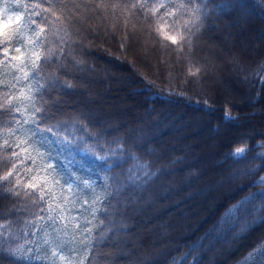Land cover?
Instances as JSON below:
<instances>
[{
  "label": "trees",
  "instance_id": "16d2710c",
  "mask_svg": "<svg viewBox=\"0 0 264 264\" xmlns=\"http://www.w3.org/2000/svg\"><path fill=\"white\" fill-rule=\"evenodd\" d=\"M7 1L22 17L0 30L11 37L0 44V176L13 171L0 182V264H245L264 241V0H196L180 51L164 34L190 12L157 23L165 9L126 11L135 0ZM52 6L59 19L42 11ZM48 48L62 51L41 55L34 76L33 54ZM237 147L244 158L229 155ZM16 180L19 196L6 191Z\"/></svg>",
  "mask_w": 264,
  "mask_h": 264
},
{
  "label": "snow or ice",
  "instance_id": "6c2138e0",
  "mask_svg": "<svg viewBox=\"0 0 264 264\" xmlns=\"http://www.w3.org/2000/svg\"><path fill=\"white\" fill-rule=\"evenodd\" d=\"M45 3L48 4H52V0H44ZM196 0H180V3L176 4L175 6V12H173L170 8L169 5L172 3V0H153V3L149 4L148 0H135L134 3H132L129 6H125V10L126 11H130L131 9H146V15L147 16H152L154 15L156 12H158L160 9H165V12L163 14L160 15V17L157 20V23H159L160 20H165L166 16H173V15H178L180 17H183L185 12H190L192 19L189 20H184L183 24H180L179 20H173L172 21V30L175 32V35H168L167 33H165V37L166 39L170 40L173 44H177L178 48L177 51H180L183 49V47L185 45L187 46H191V28L189 27L190 24H195V21L199 20V9L198 8H189L188 5H191L193 3H195ZM103 5H97V7H102ZM25 8L29 7L28 5H24ZM31 8H33L34 10L37 8H40L39 4H33L30 6ZM113 8H117L119 7L118 4H113L112 5ZM43 12H50L51 15L53 17H56L57 19H59V17H57V13L55 10V7H49L47 9H42ZM33 14H37V13H33ZM17 19H19V17H17ZM36 21L32 19V16L29 15L28 19L24 22L25 27H27L29 24H35ZM51 26L53 28L56 27L55 25V21L51 22ZM37 27H39V25H37ZM181 28H183V31H181ZM157 31H159L160 29L157 28ZM44 31L43 28H40V31L36 33L37 37H38V41H37V47L41 46L44 44V40H40V33H42ZM61 29H56L55 31L52 32V36L54 37H58L59 33H60ZM65 35H67V33L65 32ZM11 39V37L7 34H5L3 31H0V44H4L7 41H9ZM45 40H47V37L44 38ZM49 43H52L51 40L48 41ZM60 43H63V40H60ZM57 50L62 51V49H58V48H48L46 52L44 53H34L33 55L35 56V60L32 61V71L34 76L39 74V71L41 70V65L38 63L40 61V57L41 55H43V62L46 64L50 58L55 54V52ZM199 71V69L197 70ZM190 75H195L196 73H189ZM29 77V73L28 72H24V79H28ZM70 86V85H69ZM40 87H43V85H41ZM40 88L38 87L36 89L37 92H39ZM7 101L5 102V104H0V108H4L7 106ZM15 111H20L19 108L15 109ZM34 112L37 114H41L43 112V108L41 107H36L34 109ZM238 119V117H233L231 116L229 113L225 114V120H235ZM40 118L39 116H35L33 118V123L36 124L37 129L39 131H47V132H51L53 134V136L56 135L55 132H53V128L52 127H47L44 129H40L39 128V124H40ZM66 139V138H65ZM5 145L8 144V141L4 142ZM246 153V149L244 147H237L234 152L229 153L230 156L236 158V159H240V158H244V155ZM13 156H16V153L12 154ZM43 155V154H41ZM5 159L7 160H11V157H5ZM99 159H106V157H99ZM13 170L15 169V164H13ZM49 168H52V165H48ZM13 175V171L9 170L8 172H6L3 176H0V182H9L11 183L10 177H12ZM33 179H35V177H33ZM58 182V181H57ZM260 182H264V177L261 178ZM20 185V180H16L15 184L12 188H8L6 191L11 194V195H15V196H19L21 193L16 191V186ZM2 186V185H0ZM25 188H30L32 189L31 192H25L24 195L26 196H36V192L38 190V185L36 183H28L26 185H24ZM71 185H68V190H71ZM40 194L39 196L34 200V203H36L37 205L41 204V203H47V201L45 200V194L43 192L42 189L39 190ZM262 196H264V193H261ZM247 199V198H246ZM241 203H244L243 201ZM50 205L48 208H41V211H49L50 210ZM232 211V210H230ZM7 225H0V228H6ZM18 251V249L13 250L11 248L7 249V252L9 255H14L15 252ZM55 251L53 252V255H55ZM259 256L261 258L260 264H264V241H262L259 245L256 246V248L250 252L248 254V256L245 258V264H257L256 260L254 259L255 257ZM61 259H63V257H61Z\"/></svg>",
  "mask_w": 264,
  "mask_h": 264
},
{
  "label": "rangeland",
  "instance_id": "374dc122",
  "mask_svg": "<svg viewBox=\"0 0 264 264\" xmlns=\"http://www.w3.org/2000/svg\"><path fill=\"white\" fill-rule=\"evenodd\" d=\"M17 17H19V19H20L22 17V12L17 10L7 0H0V30H2L4 27H6L8 24H10L12 22L18 21L19 19H17ZM148 49L150 50L151 47L149 45H147V46L145 45V47H142L141 52L148 54ZM243 52H245V51L242 50V53ZM247 52H250V50L247 49ZM223 66H225V64ZM234 79L237 81L236 78H234ZM237 85L239 86L238 83H237ZM222 89L231 98H232L233 94H234L235 97L239 96L237 94L238 93L237 91L234 92V93H231L227 88H223V86H222ZM237 99H234V100H237ZM22 104H23L24 109L25 108L26 109L29 108V101H26V102L24 101V103H22ZM50 164H52V162L48 163V165H50ZM47 166L44 165V166H42L39 169L40 172H39V176H38L37 179L42 181V182H45L46 179L48 180L49 171H48ZM262 177H264V175ZM261 178H260V181H261ZM72 192L73 191L70 190L69 193L67 192V194H63V193H61V191L60 192L58 191V195H57V198L59 199V201H58L59 212L61 214V218L60 219L64 223L63 229H65V230H66V225L68 224V222L76 220V213L73 211V206L71 204V199H70V194ZM64 233H66V231ZM66 236H68V235H66ZM71 239L75 240L73 235L71 236Z\"/></svg>",
  "mask_w": 264,
  "mask_h": 264
}]
</instances>
